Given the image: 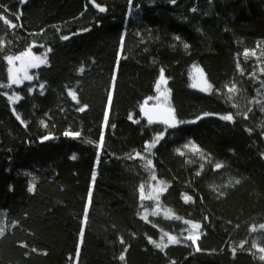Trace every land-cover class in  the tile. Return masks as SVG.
Here are the masks:
<instances>
[{"label":"trees","instance_id":"trees-1","mask_svg":"<svg viewBox=\"0 0 264 264\" xmlns=\"http://www.w3.org/2000/svg\"><path fill=\"white\" fill-rule=\"evenodd\" d=\"M161 70L174 128L140 115ZM261 225L264 0H0V264H264Z\"/></svg>","mask_w":264,"mask_h":264},{"label":"snow or ice","instance_id":"snow-or-ice-1","mask_svg":"<svg viewBox=\"0 0 264 264\" xmlns=\"http://www.w3.org/2000/svg\"><path fill=\"white\" fill-rule=\"evenodd\" d=\"M171 2L173 4L176 3V0H171ZM100 11L103 12L105 11L104 8H100ZM63 39L67 40L69 39L68 36H64L62 37ZM176 39H179V37H177ZM184 47L185 49L188 48V45L185 43L184 44ZM23 55L27 56V55H30V53H23ZM16 59H20V57H16ZM12 61V58L9 57V63H11ZM40 64H46V58L45 59H41L40 57H33L32 60L27 63L24 68H23V74L22 75H10L9 79L11 81V84H17L19 85L20 83H22V81H25V80H32L33 77L28 75V72H27V69L28 68H36V67H39ZM81 71H83V69H81ZM193 80L195 81L193 84H192V87L194 88H199V90L201 92H210L211 91V85L208 84L205 76H204V73L201 69L197 68L196 69V75L193 77ZM165 83V78H164V74H163V70H161V73H160V81H159V84L157 85V91L160 92V97L163 98V100L165 102H167L168 100V90L165 89L164 91H160V84H164ZM11 86V85H9ZM41 88H43V85H41ZM41 94H43L41 92ZM69 95H73L72 93H69ZM73 99H75V96L73 95ZM159 99V98H158ZM111 100V97H109V101ZM81 111H83V109H80ZM165 115L162 117V120L161 122L164 123L165 125H168L169 127H176L178 123H183V121H177L176 120V116H175V113H174V109H172L170 106L167 107L165 110ZM205 116H208V115H211V114H208V113H205L204 114ZM220 119H223L225 121H232L233 120V117L231 115H224V116H221L219 117ZM17 119H20L19 116H17ZM153 122V119L151 116H149V123H152ZM195 122V121H193ZM21 123H23V121H21ZM65 136H72V137H79L80 133L79 132H65L64 133ZM51 139L50 136H44L42 137V141H46V140H49ZM75 158V157H73ZM151 162L149 161V164ZM217 168L220 167V165H217L216 166ZM30 192L33 190L32 188H29L28 189ZM91 193H89V197H90ZM86 219V217H85ZM200 225L198 224H193L191 229L189 230L190 232L194 231V230H197L199 229ZM261 228H264V225H261ZM3 229H0V232H2ZM83 234V230L81 232V235ZM187 239L192 241L193 244L196 243V241L199 239V236L195 235V234H191L189 236H187ZM157 248H161V245L160 244H156L155 245ZM196 251H200L199 247L197 246L196 248ZM261 252H264V248H261L260 249ZM264 258V257H262ZM120 260H124L125 257L122 255L119 257Z\"/></svg>","mask_w":264,"mask_h":264},{"label":"rangeland","instance_id":"rangeland-1","mask_svg":"<svg viewBox=\"0 0 264 264\" xmlns=\"http://www.w3.org/2000/svg\"><path fill=\"white\" fill-rule=\"evenodd\" d=\"M25 53H30V55L25 56V55L21 54V55L17 56V57H20V59H16V57L12 58V61L10 63L11 75H22L24 66L27 63H29L32 60L33 57H40L42 60L45 59V56H37L31 50H28ZM41 65H43V64H40V66ZM197 68L198 67H194L193 70H192V84L195 82L193 80V77L196 75V69ZM33 69H35V68H28L27 69L28 75L32 76V70ZM204 76H205V74H204ZM205 78H206V76H205ZM25 81H28V80H25ZM25 81H22V83H20L19 85H22ZM159 81H160V79H159ZM159 81H158V84H159ZM208 84H209V82H208ZM15 85H17V84H15ZM165 89L168 90V100H167V102H165L163 100V98L160 97V92L156 91V95L153 98L147 99L146 100V104L159 105L163 109H166L169 106L171 107V105H170V91H169V88H168V80L166 78H165V83L164 84H160V91H164ZM164 189H165V186L163 185V183L154 182L148 188H144L143 189L142 198L144 200H152L154 202H158V200L160 199L161 194L164 192ZM160 212H161L160 207H158V205H155V209L154 210L144 211L143 212V216L145 218H150L152 215H157ZM187 224L189 225V229H191L192 225L193 224H197V223L187 222ZM191 234H195V235L199 236V238H200V236L202 234L201 226L199 227V229L190 232L188 234V236L191 235ZM252 245H253V248L255 249V252L257 254L258 260H263L264 261V258H262V257H264V252L260 251L261 248H264V238L262 236L255 235L253 240H252Z\"/></svg>","mask_w":264,"mask_h":264},{"label":"water","instance_id":"water-1","mask_svg":"<svg viewBox=\"0 0 264 264\" xmlns=\"http://www.w3.org/2000/svg\"><path fill=\"white\" fill-rule=\"evenodd\" d=\"M164 110L165 109H163L159 105L145 104L140 110L141 119L144 122L149 123V116H151L153 119V122L149 123V124L155 125V126H165L168 128H172V127H169L168 125H165L164 123L161 122L162 117L165 115Z\"/></svg>","mask_w":264,"mask_h":264}]
</instances>
